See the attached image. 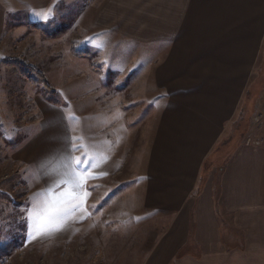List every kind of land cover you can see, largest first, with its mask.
Masks as SVG:
<instances>
[{
    "label": "crops",
    "instance_id": "0c3cea01",
    "mask_svg": "<svg viewBox=\"0 0 264 264\" xmlns=\"http://www.w3.org/2000/svg\"><path fill=\"white\" fill-rule=\"evenodd\" d=\"M66 26L68 56L98 54L109 75L91 66L94 81L79 71L67 80L66 97L87 92L69 99L102 143L95 166L80 150L79 185L111 175L130 132L148 125L143 201L174 220L143 264H264V0H0V41ZM37 106L42 121L63 120ZM70 113L84 118L72 104L65 123Z\"/></svg>",
    "mask_w": 264,
    "mask_h": 264
},
{
    "label": "rangeland",
    "instance_id": "374dc122",
    "mask_svg": "<svg viewBox=\"0 0 264 264\" xmlns=\"http://www.w3.org/2000/svg\"><path fill=\"white\" fill-rule=\"evenodd\" d=\"M49 28L31 27L11 35L9 42L0 41V264H143L174 220L170 211L143 201L141 150L147 122L142 131L130 132L111 175L88 173L81 187L77 173L86 154L80 150L87 147L88 162L95 166L103 162L102 143L92 114L84 116L81 105L70 101L85 102L87 92L76 89L66 97L67 80L79 71L81 78L94 81L96 71L90 67L104 65L98 54L73 60L68 56L70 27ZM5 51L10 55L5 57ZM103 71L106 81L109 75ZM119 76L124 82L127 74ZM37 103L55 106L63 120L49 116L42 121ZM72 104L87 119L70 113L65 123ZM245 124L247 133L254 123L250 118ZM46 201L57 202L58 214L48 234L33 238L30 213Z\"/></svg>",
    "mask_w": 264,
    "mask_h": 264
},
{
    "label": "snow or ice",
    "instance_id": "6c2138e0",
    "mask_svg": "<svg viewBox=\"0 0 264 264\" xmlns=\"http://www.w3.org/2000/svg\"><path fill=\"white\" fill-rule=\"evenodd\" d=\"M51 14V10L49 12L43 13L42 15L47 18ZM79 163V161H77ZM75 185V181H73ZM55 201H46L44 206L39 210H34L30 213L29 219L33 221L31 227L33 231V238L36 235H45L50 231L49 225L51 220L54 218L56 214H58V209H56Z\"/></svg>",
    "mask_w": 264,
    "mask_h": 264
},
{
    "label": "built area",
    "instance_id": "2783aa9c",
    "mask_svg": "<svg viewBox=\"0 0 264 264\" xmlns=\"http://www.w3.org/2000/svg\"><path fill=\"white\" fill-rule=\"evenodd\" d=\"M259 119H260V117H259V118H257V119H256V121H258ZM246 144L260 145V144H261V142H258V141H256V142L252 141V142H251V141H249V140H248V141L246 142Z\"/></svg>",
    "mask_w": 264,
    "mask_h": 264
},
{
    "label": "trees",
    "instance_id": "16d2710c",
    "mask_svg": "<svg viewBox=\"0 0 264 264\" xmlns=\"http://www.w3.org/2000/svg\"><path fill=\"white\" fill-rule=\"evenodd\" d=\"M86 53H76V55L80 56V55H85ZM18 247V245L15 247V250L16 248ZM61 263V262H60Z\"/></svg>",
    "mask_w": 264,
    "mask_h": 264
}]
</instances>
